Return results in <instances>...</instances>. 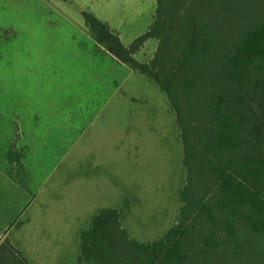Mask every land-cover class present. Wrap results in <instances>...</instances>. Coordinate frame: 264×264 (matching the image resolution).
Listing matches in <instances>:
<instances>
[{
    "label": "rangeland",
    "instance_id": "1",
    "mask_svg": "<svg viewBox=\"0 0 264 264\" xmlns=\"http://www.w3.org/2000/svg\"><path fill=\"white\" fill-rule=\"evenodd\" d=\"M102 2L0 0V241L45 257L55 243L35 252L34 228L51 230L60 264H77L80 225L104 204L121 211L131 237H162L187 177L166 93L97 43L82 14L111 16L104 21L129 45L152 25L156 0H129L126 10ZM157 45L147 40L136 58L150 61ZM99 163L114 170L107 196L94 189Z\"/></svg>",
    "mask_w": 264,
    "mask_h": 264
},
{
    "label": "trees",
    "instance_id": "2",
    "mask_svg": "<svg viewBox=\"0 0 264 264\" xmlns=\"http://www.w3.org/2000/svg\"><path fill=\"white\" fill-rule=\"evenodd\" d=\"M156 3L152 25L129 45L82 14L97 43L166 93L183 143L182 205L155 241L131 237L119 209H98L80 232L77 261L264 264V0ZM149 39L157 49L143 62L135 53ZM0 264L31 263L6 238Z\"/></svg>",
    "mask_w": 264,
    "mask_h": 264
},
{
    "label": "crops",
    "instance_id": "3",
    "mask_svg": "<svg viewBox=\"0 0 264 264\" xmlns=\"http://www.w3.org/2000/svg\"><path fill=\"white\" fill-rule=\"evenodd\" d=\"M108 5H111V8L113 7L116 10H126V8L128 9V6H129V0H103L102 6L103 7H107ZM111 8H110V12H111ZM92 11L95 12V10H93V9H92ZM94 14L96 16H98L100 19H103V21L104 20H108L111 17V16L105 15V14H101L100 15V12H97V13L95 12ZM122 64H124V63H122ZM31 125L32 126H35V125H33L32 120H31ZM35 129H36V127H34V129H33L34 132L36 131ZM123 165H124V163H123ZM101 166H102L101 163H99V165L96 167V171H95V169L93 170V171H95V173L93 175L94 176L93 178L95 179V181H94V189L96 190L97 193L100 192V191H103L104 193H106L105 195L107 196L108 195L107 190L110 187V184H109V181H108V178H107L109 176L107 175V173H109L111 171H114V170L106 169V168H103ZM92 169L93 168H91V170ZM83 170H85V173L84 174H81L82 176H78V177L85 178L87 176V174L89 173V169L88 168H84ZM100 173H103V175H104L103 178H102V180H100ZM102 207H112V206H109V204H104L100 208H102ZM100 208H98V209H100ZM83 228L84 227L82 226V223H81L80 229L77 232L76 237H75V239L78 241V253H77V257H78L79 252H80V246H79L80 239H79V236H80V232H81V230ZM35 230L36 229L34 228V239H33V241L36 244V246L34 247V251L37 252V251H41L42 250V242L43 241H48V242H50L52 244L55 243L54 244L56 246L54 248L55 251L54 252H51V250H53L52 247L51 248L48 247V249H51V250H49V252H50L49 254L44 255L45 257H43V254L42 255L41 254L36 255V254H29V253L23 252L21 250L20 251L28 258V260L30 261L31 264H60L59 261H58V256H59V254H60V252L62 250H61V248L57 247L58 246V243H59V240L56 238V235H54L52 237V235H50V234L53 231L50 230V231H48L49 232L48 233V236H38L37 234H39V232L36 230L37 234H35ZM44 231H47V230H44ZM22 233L24 235H26V237H25L26 239L31 234V233H27L26 234L24 232H22ZM45 237L47 238L46 240L44 239ZM8 239L15 245V242H13L10 238H8ZM4 240H1L0 243L3 242ZM28 241L29 240H26V242H28ZM77 257H76V261H77ZM77 264H79L78 261H77Z\"/></svg>",
    "mask_w": 264,
    "mask_h": 264
}]
</instances>
